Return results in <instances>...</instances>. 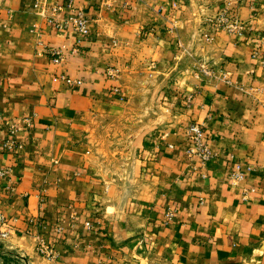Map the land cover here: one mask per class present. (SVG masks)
I'll return each mask as SVG.
<instances>
[{"label": "crops", "instance_id": "obj_1", "mask_svg": "<svg viewBox=\"0 0 264 264\" xmlns=\"http://www.w3.org/2000/svg\"><path fill=\"white\" fill-rule=\"evenodd\" d=\"M39 1L67 0H0V264H264V0H77L87 36L59 35Z\"/></svg>", "mask_w": 264, "mask_h": 264}, {"label": "built area", "instance_id": "obj_2", "mask_svg": "<svg viewBox=\"0 0 264 264\" xmlns=\"http://www.w3.org/2000/svg\"><path fill=\"white\" fill-rule=\"evenodd\" d=\"M77 0H67L63 4L56 3L54 5H49L45 1H39L35 7V10L44 19V21L49 24L59 35L67 36L74 33L79 36H87L90 32L89 30V19L87 13L84 9L76 6ZM216 27L218 30H226L230 34L235 36H242L245 31V26L241 21L232 13L222 12L216 21ZM211 41L212 37H208ZM1 49V43H0ZM40 54H45L49 56L53 62L57 65H63L68 59L69 53L60 49H46L44 51H39ZM207 74L209 71L204 69ZM70 85H81L80 81L75 82L72 80H67ZM119 93V90H116ZM0 122H3V117L0 115ZM10 139L7 141L6 146L9 149H13L17 146L18 149L23 148L21 145L15 141V136L18 133V129L10 124ZM206 129L205 125L193 122L188 128V138L189 144L185 149V154L188 160L193 166L198 169H204L207 164H209L215 157L210 144L205 138ZM174 147L169 146L172 150ZM12 174V170L9 168L0 169V181L8 179ZM245 173L242 167L238 164L235 165V170L230 177V183L234 186L239 185L245 180ZM8 190H13L11 186V180H7ZM255 189L249 190L245 189L243 192V200H247L249 193L254 192ZM42 205L45 204V200L41 199ZM176 218V213L174 211H169L166 215V221L172 222ZM8 221L7 219L0 215V238L7 240L9 233L7 231ZM89 228H92L91 224H88ZM37 253L44 258L49 260L54 259V253L52 249L40 239Z\"/></svg>", "mask_w": 264, "mask_h": 264}]
</instances>
